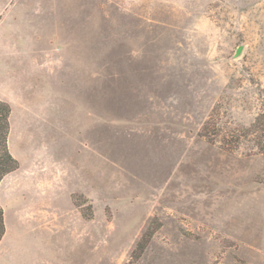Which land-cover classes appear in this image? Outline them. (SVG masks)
Masks as SVG:
<instances>
[{
  "label": "rangeland",
  "instance_id": "1",
  "mask_svg": "<svg viewBox=\"0 0 264 264\" xmlns=\"http://www.w3.org/2000/svg\"><path fill=\"white\" fill-rule=\"evenodd\" d=\"M0 12L3 36L24 33L0 39V64L14 58L47 104L29 139L9 141L20 166L0 183V261L264 264V154L220 142L264 111V0H0Z\"/></svg>",
  "mask_w": 264,
  "mask_h": 264
},
{
  "label": "crops",
  "instance_id": "2",
  "mask_svg": "<svg viewBox=\"0 0 264 264\" xmlns=\"http://www.w3.org/2000/svg\"><path fill=\"white\" fill-rule=\"evenodd\" d=\"M1 20L2 17L0 12V26ZM26 37L27 40L28 36L26 35ZM1 38L5 40V45L17 46L24 44V33H16L11 34V36L10 34L9 36H3L0 32V39ZM15 67L16 60L14 58L13 60H11V64L7 60H5L3 64H0V100L10 104L12 108L9 141L10 138L17 137L19 135H21L19 136L21 140H24L26 138L29 139V136L27 137L29 127L36 126L39 123L40 117L44 115V111L47 108L46 103L40 102L38 98L33 100V98H30V94L26 93V91L30 90H33L34 93L39 92V87L36 81H30L28 79V83H25L20 79V75H17L15 73ZM6 253L7 255L11 254L12 256L11 250H7ZM11 256H7L11 259V261H0V264H16L14 263V257Z\"/></svg>",
  "mask_w": 264,
  "mask_h": 264
},
{
  "label": "trees",
  "instance_id": "3",
  "mask_svg": "<svg viewBox=\"0 0 264 264\" xmlns=\"http://www.w3.org/2000/svg\"><path fill=\"white\" fill-rule=\"evenodd\" d=\"M11 114L12 108L10 104L0 100V183L6 176L18 170L20 166L19 161L12 155L9 148ZM209 126L210 123L204 126L201 134L206 137L209 142L213 143L216 141V139L210 134ZM226 139L227 138L220 140V142L225 145L226 149L234 150L235 147L238 144H241L243 140H247L253 142L256 149L260 153L264 154V111L256 117L255 122L249 128L237 130L235 132V135L231 139H229V142H226ZM231 142L237 143L232 144ZM74 204L79 209L82 206L80 204H77L75 201ZM83 216H85V218L87 217L86 215H84V212ZM5 234V212L3 207L0 205V242L4 238ZM147 242L148 239H146V237L143 238V241L141 240V242L137 246V249H143Z\"/></svg>",
  "mask_w": 264,
  "mask_h": 264
},
{
  "label": "water",
  "instance_id": "4",
  "mask_svg": "<svg viewBox=\"0 0 264 264\" xmlns=\"http://www.w3.org/2000/svg\"><path fill=\"white\" fill-rule=\"evenodd\" d=\"M242 49H243V47H239V48L237 49L236 56H238V55L241 53Z\"/></svg>",
  "mask_w": 264,
  "mask_h": 264
}]
</instances>
